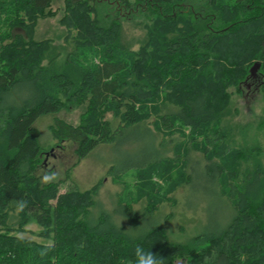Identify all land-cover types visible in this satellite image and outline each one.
Returning a JSON list of instances; mask_svg holds the SVG:
<instances>
[{
    "label": "trees",
    "instance_id": "16d2710c",
    "mask_svg": "<svg viewBox=\"0 0 264 264\" xmlns=\"http://www.w3.org/2000/svg\"><path fill=\"white\" fill-rule=\"evenodd\" d=\"M53 2L0 0V264H127L137 245L162 264H264V155L235 146L229 124L231 89L241 93L256 63L264 97V0H63L58 46L34 39L38 21L56 16ZM139 19L146 36L132 50L121 21ZM73 107L83 109L82 123L56 120L51 134L72 141L78 160L128 133L149 135L151 152L135 165L144 183L135 202L145 206L119 203L114 214L136 225L173 208L168 195L186 187L200 205L221 203V219L185 242L160 225L128 234L105 212L90 222L99 185L63 192L37 174L35 122ZM30 224L44 242L19 236Z\"/></svg>",
    "mask_w": 264,
    "mask_h": 264
},
{
    "label": "rangeland",
    "instance_id": "374dc122",
    "mask_svg": "<svg viewBox=\"0 0 264 264\" xmlns=\"http://www.w3.org/2000/svg\"><path fill=\"white\" fill-rule=\"evenodd\" d=\"M129 1L132 4L135 2V0ZM51 10L56 16L38 21L34 39H49L58 46L63 44L65 35V29L59 24V19L63 15V0H54ZM121 23L122 41L132 50H137L146 36L142 19L123 20ZM63 59L64 54L61 56V60ZM257 72L258 70L254 76H251L252 78H247L242 85L241 93L237 94L234 89H231L232 114L229 117V124L235 126V146H257L255 148L260 149V156H262L264 155V97L260 86L263 79L257 75ZM82 112V108L73 107L63 109L56 115L37 119L34 127L40 133L41 148V167L37 174L41 175L43 182L60 181L63 192L72 187L82 192L91 189L94 185H99L96 205L90 209L88 217L90 222L95 221L101 213L105 212L110 214L113 222L128 234L137 236L153 225H160L171 241L185 242L202 233L207 227L211 230L215 221L221 219L226 211L221 203L212 200L209 206L200 205L201 203L194 198L195 194L191 188L186 187H179L173 194L168 195V198H174L173 208L167 204L162 205L152 217L139 218L136 225H130L124 217L114 214V209L119 203L123 207L126 206L125 204H130L129 207L136 212H141L145 206L144 201L135 202L139 184L144 185L135 171V165L146 159L151 152V143L143 139L148 138L149 135L142 131L128 133L115 145L100 146L85 159L78 160L75 154L76 145L70 140L60 142L54 138L51 127L56 120L78 126L82 123ZM106 118L110 119L111 114H107ZM140 139L143 140L138 141ZM137 142L140 145H137ZM114 164L119 172L124 171L122 176H114L110 168ZM46 173L50 174L47 181L43 179ZM152 181L162 188L165 187L164 182L156 176H153ZM171 213L172 216L167 220L166 216ZM26 229L30 233H23L19 235L20 237L39 243L44 242L33 235L39 231L38 226L30 224ZM188 260L186 257L184 260L179 257L173 264H188Z\"/></svg>",
    "mask_w": 264,
    "mask_h": 264
},
{
    "label": "clouds",
    "instance_id": "9594fccd",
    "mask_svg": "<svg viewBox=\"0 0 264 264\" xmlns=\"http://www.w3.org/2000/svg\"><path fill=\"white\" fill-rule=\"evenodd\" d=\"M50 174L46 173L43 177L45 181L49 180ZM17 205L18 210H23L27 207V201L20 200L15 202ZM50 249L44 248L40 251L39 255L41 257L47 256ZM135 260L134 261H128L127 264H162V258L158 256L157 254L153 253L152 251H145V249L137 245L135 247Z\"/></svg>",
    "mask_w": 264,
    "mask_h": 264
},
{
    "label": "water",
    "instance_id": "95a60500",
    "mask_svg": "<svg viewBox=\"0 0 264 264\" xmlns=\"http://www.w3.org/2000/svg\"><path fill=\"white\" fill-rule=\"evenodd\" d=\"M260 64L256 63L251 69H250V76H254L256 71L259 69Z\"/></svg>",
    "mask_w": 264,
    "mask_h": 264
}]
</instances>
